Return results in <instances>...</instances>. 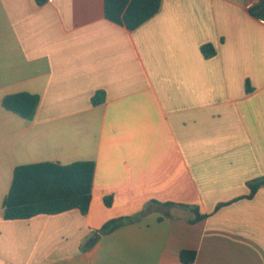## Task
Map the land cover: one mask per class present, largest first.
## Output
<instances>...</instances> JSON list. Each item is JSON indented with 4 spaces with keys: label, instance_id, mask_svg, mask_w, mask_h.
Returning a JSON list of instances; mask_svg holds the SVG:
<instances>
[{
    "label": "crops",
    "instance_id": "0c3cea01",
    "mask_svg": "<svg viewBox=\"0 0 264 264\" xmlns=\"http://www.w3.org/2000/svg\"><path fill=\"white\" fill-rule=\"evenodd\" d=\"M21 93L32 119L3 106ZM79 161L86 215L4 219L18 166ZM263 177L264 0H162L135 30L105 0H0V264H264Z\"/></svg>",
    "mask_w": 264,
    "mask_h": 264
},
{
    "label": "trees",
    "instance_id": "16d2710c",
    "mask_svg": "<svg viewBox=\"0 0 264 264\" xmlns=\"http://www.w3.org/2000/svg\"><path fill=\"white\" fill-rule=\"evenodd\" d=\"M42 4L45 0H36ZM162 0H105V15L112 22L123 25L129 30H135L153 18L160 10ZM202 53L206 59L216 55L214 47L205 45ZM40 97L28 93L8 96L3 106L25 119H32L36 113ZM105 102V93L99 91L92 99L94 106ZM95 164L91 161H79L63 165L54 162H41L18 166L13 175L9 194L3 202V217L5 220H27L37 215H57L66 211L78 209L83 215L88 213L94 185ZM264 186V177L250 183L252 195ZM111 199H106L110 206ZM164 207L180 206L191 208L201 216L196 207L173 203L161 204ZM136 218L124 217L107 222L99 234H106L132 223ZM99 234L86 243L85 248L93 246ZM95 240V241H94ZM196 255L183 251L181 260L193 264Z\"/></svg>",
    "mask_w": 264,
    "mask_h": 264
},
{
    "label": "built area",
    "instance_id": "2783aa9c",
    "mask_svg": "<svg viewBox=\"0 0 264 264\" xmlns=\"http://www.w3.org/2000/svg\"><path fill=\"white\" fill-rule=\"evenodd\" d=\"M50 2H52V0H50Z\"/></svg>",
    "mask_w": 264,
    "mask_h": 264
}]
</instances>
